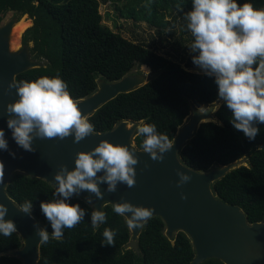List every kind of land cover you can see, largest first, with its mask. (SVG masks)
<instances>
[{
	"label": "trees",
	"instance_id": "16d2710c",
	"mask_svg": "<svg viewBox=\"0 0 264 264\" xmlns=\"http://www.w3.org/2000/svg\"><path fill=\"white\" fill-rule=\"evenodd\" d=\"M123 2L118 5L121 17L135 22H147L163 32L170 25V15L177 19L192 10V0H0V22L9 11L28 14L33 26L24 33L30 41L32 56L43 65L17 76L21 81H34L41 76L59 75L67 84L72 97L85 98L99 87V78L117 81L131 74L136 67L147 65L155 73L149 82L136 89L120 93L88 116L95 132H106L124 120L155 124L158 133L174 141L194 107L214 104L218 89L214 78L195 72L192 53L185 65L160 54L147 43L125 37L104 23L101 3ZM264 8V0H237ZM217 123H202L193 137L183 146L180 158L198 171L225 166L242 158V164L213 183L218 198L240 206L249 223L264 222V124L255 140L249 141L234 129L232 114L222 103L216 111ZM144 137L134 139L143 149ZM7 193L21 207L27 200L33 203V215L52 232L50 223L40 210L41 202L58 199L56 187L45 179L15 172L7 185ZM86 199L72 197L85 209L84 221L75 228L65 229L61 240L50 239L40 246L38 264H192L196 256L192 239L183 232L173 237L166 234V224L160 216L149 220L138 237V247L129 248L131 229L125 216L117 215L113 205L104 206L107 221L93 228L91 212L96 210ZM105 228L117 230L115 244L103 245ZM23 240L18 232L10 237L0 234V264H23V260L8 252L21 249ZM202 264H225L209 259Z\"/></svg>",
	"mask_w": 264,
	"mask_h": 264
},
{
	"label": "clouds",
	"instance_id": "9594fccd",
	"mask_svg": "<svg viewBox=\"0 0 264 264\" xmlns=\"http://www.w3.org/2000/svg\"><path fill=\"white\" fill-rule=\"evenodd\" d=\"M192 10L184 16L186 28L194 38L189 49L192 63L204 75L214 78L218 89V99L223 101L232 114L231 123L249 140H255L264 124V8H256L252 3L237 0H192ZM9 89L15 88L19 97L6 108L7 128L18 147L34 152L36 139H59L74 136L79 143L95 133L94 125L82 114L78 101L69 91L68 84L59 76H41L34 81L11 82ZM213 123L220 122L211 121ZM136 133L144 137V153L153 161H162L163 154L173 147L167 134L158 133L155 124L141 120ZM0 151H6L16 158L9 149L5 131L0 128ZM129 147L102 140L91 151L76 154L75 167L71 171L60 165L54 175L57 182L54 196L60 197L40 203V210L50 223L52 232L36 224L40 242L50 239L61 240L65 229L75 228L84 221L86 211L79 203H71L74 195L87 191L97 199H103L100 184H107L106 192L117 191L118 184L132 188L136 185V169L139 158ZM147 166V165H146ZM19 170V169H18ZM103 175L98 176V173ZM4 175V163L0 160V180ZM177 187L191 180L184 172L177 171ZM181 199L187 196L181 193ZM91 205V197L85 200ZM154 208L136 206L130 202H117L113 211L127 216L130 229L142 227L152 219ZM20 211L33 218V203L25 201ZM8 208L0 203V234L10 237L17 231L14 221L5 220ZM93 228L106 223L104 211L91 212ZM117 230L105 228L103 245L115 244Z\"/></svg>",
	"mask_w": 264,
	"mask_h": 264
},
{
	"label": "water",
	"instance_id": "95a60500",
	"mask_svg": "<svg viewBox=\"0 0 264 264\" xmlns=\"http://www.w3.org/2000/svg\"><path fill=\"white\" fill-rule=\"evenodd\" d=\"M13 18L0 27V128L5 131L9 149L16 153L13 158L6 151H0V160L4 163V175L0 180V203L8 208L5 220L14 221L22 240L23 247L10 251L8 254L20 257L23 264H38L40 258V237L37 235L36 224L44 228L33 215L20 211V206L7 193V185L15 172L45 179L55 187V173L60 165H66L71 171L75 167L76 154L80 151H91L100 141L107 140L120 144L135 151L139 158L136 169V185L129 188L126 184H118L114 193L106 192L107 184H100L104 193L103 199H97L87 191L73 197L87 199L91 197L96 210L104 211L107 204L127 201L136 206L154 208V216H160L166 224V234L169 237L178 231L187 233L192 239L196 256L192 264H202L209 259H220L225 264H264V222L249 223L244 210L238 205H230L216 196L213 183L232 169L245 164V158L225 166L212 168L208 171H198L184 164L180 158L183 146L193 137L202 123L214 121V106L208 108L194 107L188 121L179 127L171 150L163 154L162 161H153L150 154L138 148L134 139L138 135L136 127L139 122L124 120L113 129L106 132H95L74 143V136L59 139H36L33 142L34 152H27L18 147L12 138L11 130L7 128L6 108L9 103L19 97L16 89H9L11 82L17 81V76L23 72L43 65L42 61L34 59L29 44L19 48L12 47L13 30L18 22ZM146 74H128L117 81L99 80V87L93 94L79 99L78 107L85 116L91 115L103 104L149 82ZM147 165V166H146ZM19 169V170H18ZM177 171L184 172L191 180L182 187H177L179 180ZM103 175V172L98 173ZM181 193L187 199H181ZM60 198V197H58ZM131 216L130 213L125 214ZM145 225V224H144ZM131 229L132 239L129 248L139 253L138 237L144 228ZM51 235V233H49Z\"/></svg>",
	"mask_w": 264,
	"mask_h": 264
},
{
	"label": "rangeland",
	"instance_id": "374dc122",
	"mask_svg": "<svg viewBox=\"0 0 264 264\" xmlns=\"http://www.w3.org/2000/svg\"><path fill=\"white\" fill-rule=\"evenodd\" d=\"M123 2L109 1L108 3H101L100 12L103 14L104 23L111 27L116 32H121L125 37L136 41H142L147 43L150 47L155 48L160 54L181 61L185 65V61L190 53L188 46L193 42L194 38L191 33L186 28L185 15H178L177 19H173L172 16L166 15L167 19H170V25L164 29L163 32H159L157 28L150 26L147 22H135L132 19H126L120 16L118 5H122ZM27 16L30 23H26V28L22 32L16 33L17 37L12 39V47L19 48L25 45L23 36L28 28L33 26L34 20L28 14L19 15L15 11H9L4 16L0 22V27L10 21L13 18H21ZM29 46L34 45L33 41H30ZM32 55V54H31ZM33 57V56H32ZM34 58V57H33ZM35 59V58H34ZM42 63H44L42 61ZM195 72H202L197 66L191 69ZM146 74L150 79L155 76V73L150 69H145L144 65L141 67H136L132 70L131 74ZM203 73V72H202ZM102 78H99V80ZM223 101L218 100L214 104V110L216 111L222 105ZM208 106H203V109L208 108ZM188 121V118L186 119ZM214 121H218L215 117ZM244 162L247 164V158Z\"/></svg>",
	"mask_w": 264,
	"mask_h": 264
},
{
	"label": "bare ground",
	"instance_id": "6f19581e",
	"mask_svg": "<svg viewBox=\"0 0 264 264\" xmlns=\"http://www.w3.org/2000/svg\"><path fill=\"white\" fill-rule=\"evenodd\" d=\"M26 23H30L28 20L27 16L21 18L15 25L14 30H13V35L14 37H17L16 33L22 32L24 28H26ZM145 69H150L147 65H144Z\"/></svg>",
	"mask_w": 264,
	"mask_h": 264
}]
</instances>
